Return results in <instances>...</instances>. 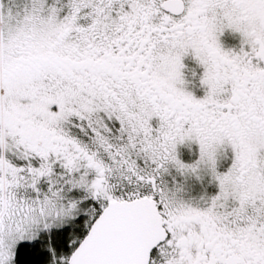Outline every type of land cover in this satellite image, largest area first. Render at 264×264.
<instances>
[{"label": "snow or ice", "instance_id": "obj_1", "mask_svg": "<svg viewBox=\"0 0 264 264\" xmlns=\"http://www.w3.org/2000/svg\"><path fill=\"white\" fill-rule=\"evenodd\" d=\"M0 264H264V0H0Z\"/></svg>", "mask_w": 264, "mask_h": 264}]
</instances>
